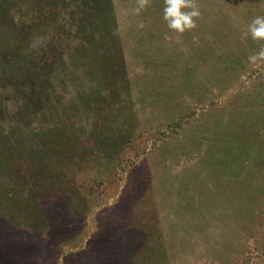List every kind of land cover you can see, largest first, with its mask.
Returning a JSON list of instances; mask_svg holds the SVG:
<instances>
[{"label":"rangeland","instance_id":"374dc122","mask_svg":"<svg viewBox=\"0 0 264 264\" xmlns=\"http://www.w3.org/2000/svg\"><path fill=\"white\" fill-rule=\"evenodd\" d=\"M194 2L0 0V264H264V0Z\"/></svg>","mask_w":264,"mask_h":264},{"label":"clouds","instance_id":"9594fccd","mask_svg":"<svg viewBox=\"0 0 264 264\" xmlns=\"http://www.w3.org/2000/svg\"><path fill=\"white\" fill-rule=\"evenodd\" d=\"M150 0H136L134 13L139 14L149 6ZM199 6L194 0H164L163 19L167 27L176 33L183 34L185 31L197 27L196 20L200 17ZM254 41H264V16L255 17L248 25L247 31L243 34ZM249 61L255 64L257 61H264V47L258 53L249 57Z\"/></svg>","mask_w":264,"mask_h":264},{"label":"trees","instance_id":"16d2710c","mask_svg":"<svg viewBox=\"0 0 264 264\" xmlns=\"http://www.w3.org/2000/svg\"><path fill=\"white\" fill-rule=\"evenodd\" d=\"M47 1L50 2V3H54V2H60V3H62L63 2V0H47ZM31 212H32L31 214L34 215L35 212H33V210H31ZM42 216H44V215L42 213H39L37 216H35V218L36 219H40Z\"/></svg>","mask_w":264,"mask_h":264}]
</instances>
